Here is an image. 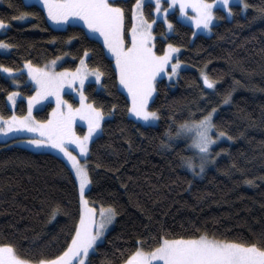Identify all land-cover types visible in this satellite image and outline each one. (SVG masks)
I'll list each match as a JSON object with an SVG mask.
<instances>
[{
	"label": "trees",
	"instance_id": "1",
	"mask_svg": "<svg viewBox=\"0 0 264 264\" xmlns=\"http://www.w3.org/2000/svg\"><path fill=\"white\" fill-rule=\"evenodd\" d=\"M134 1L117 0L125 8L126 30ZM247 2V9L231 5L229 16L216 9L209 35L194 33L175 13L168 16L170 33L156 22L155 50L161 54L169 43L176 45L177 58L186 67L175 81L157 80L150 103L160 116L157 124L144 125L129 115L130 100L98 38L79 24L52 27L35 3L0 0V19L6 21L0 40L13 45L0 50V64L19 70L25 60L40 66L66 56L58 68L74 69L87 49V66L104 73L101 87L93 82L84 87L86 99L107 115L86 157V195L96 209L112 206L118 214L92 256L93 264H122V252L140 240L149 250L155 237L165 233L169 238L207 233L249 242L264 235V0ZM151 8L144 4L148 20ZM21 12L32 15L16 19ZM201 70L214 81L212 88L203 83ZM28 87L24 93L31 92ZM12 90L0 73V114L5 117L12 114L6 104ZM229 93L230 100L223 103ZM49 107L35 110V118L47 119ZM213 108V134L227 135L217 145L213 164L196 178L181 161L192 155L187 140L177 139L171 148L162 147L161 140L169 128L175 131L184 120L200 119ZM25 109L24 99H18L15 113ZM10 139H0V243L13 244L26 257L55 254L78 220L77 182L56 154L7 146Z\"/></svg>",
	"mask_w": 264,
	"mask_h": 264
},
{
	"label": "snow or ice",
	"instance_id": "2",
	"mask_svg": "<svg viewBox=\"0 0 264 264\" xmlns=\"http://www.w3.org/2000/svg\"><path fill=\"white\" fill-rule=\"evenodd\" d=\"M41 3L48 18L57 25L78 18L89 32L99 33L114 60L118 86H123L130 97L128 111L143 121L159 119V111L152 109L157 80L164 75L169 78L177 76L182 62L173 56V53L179 52V48L174 44L169 43L163 54H158L155 50V20L145 17L144 0H135L132 5V24L127 30L125 8L117 0H41ZM154 3L155 13L163 15L169 29L172 28V22L167 20V13L169 9L177 6L184 17H188L187 9L191 8L195 13L191 19L197 28L202 26L209 31L215 17V4H222L229 15L233 11L230 0H154ZM164 3H167V7L163 6ZM242 3L245 9L250 6L247 0H242ZM260 11L264 12V9ZM28 15L32 13L21 12L16 19L22 20ZM5 27L6 21L0 19V29ZM126 32L130 33L128 41L125 39ZM12 47V44L0 40V49ZM88 55V50L85 49L75 71L65 68L57 72L49 70L47 65L40 67L31 60H25L27 74L35 85V93L27 97V113L23 116L13 113L8 117L0 114V133L6 134L13 130L38 133V138L31 139L29 143L37 147L51 146L63 153L71 164L75 180L78 181L81 208L78 220L69 229L64 243L55 254L26 257L20 254L13 244L0 243V264H93L92 256L106 239L105 233L118 214L114 207L108 206L102 207L97 217L86 195V186L90 184L87 161L85 159L82 164L81 158L69 150V145L75 144L80 153H88L89 141L93 134H99L98 130L102 131L101 122L105 118L103 108L95 106L94 103H87L83 91L89 75H93L97 83L104 75L99 68H88L85 59ZM57 59L59 57L49 63L54 66ZM0 70L7 73L14 84H20V80L14 78L18 69L0 64ZM200 75L205 85L209 88L214 86V81L209 79L206 71L201 70ZM76 81H79L80 91L78 107L69 104L61 96L64 85L73 86ZM18 95L20 93L17 91L9 92L8 100L15 104ZM49 96L56 98L57 106L52 109V114L47 120H37L32 115L33 107ZM230 98L231 93L225 97L223 103H227ZM115 107L113 105V108ZM215 111L213 108L200 119H186L175 127V131L169 128L164 133L167 139L161 140V145L165 148H171L177 139L190 140L188 147L192 150V155L182 156L181 161L197 175L202 173L212 160V145L220 137L227 135L225 132H219L217 136H213V130L216 128L213 122ZM77 116L87 122L88 131L82 136L77 135L73 127ZM197 167L199 173L196 172ZM145 243L140 240L133 249L122 252V264H264V235L258 237L256 242H249L218 239L207 233L169 238L165 233L155 237V246L149 250L145 249Z\"/></svg>",
	"mask_w": 264,
	"mask_h": 264
},
{
	"label": "rangeland",
	"instance_id": "3",
	"mask_svg": "<svg viewBox=\"0 0 264 264\" xmlns=\"http://www.w3.org/2000/svg\"><path fill=\"white\" fill-rule=\"evenodd\" d=\"M24 1L27 2V3H35V4L39 5L40 7L43 8V10L45 11L46 16H47L46 9H44L43 4L41 3V0H24ZM210 2H211V0H210ZM145 3H151V4H152V8H151V10H152V19H150V20H155V23L153 24V32H154V27H155L156 22L161 21V22L165 25L167 33H170L171 30H172V28H171V29L168 28L167 23L164 21L163 15H159V14L155 13V11H154V8H155L154 0H144L143 7H144V4H145ZM133 4H135V1H134ZM231 5H241V6L243 7L242 0H230V6H231ZM163 6H164V7H167V3H164ZM216 9H221V10H223V11L226 13V15L229 16V14L227 13L226 9L224 8V6H223L222 4H220V3L215 4V5H214V8H213V11L215 12ZM243 9H244V7H243ZM187 12H188V17H184V16L180 13L178 6L175 7V8L169 9V11H168V13H167V20H169V18H168L169 14H171V13H175L176 16L179 18V20H180L181 22H183L184 24H187V25L191 26V27L194 29V33H200V34H204V35H209L211 31H209V30H207V29H204L202 26H201L200 28H197V26L195 25V22L191 19V17L195 14L194 11H193L191 8H189V9H187ZM47 19H48V22L50 23V25H51L52 27H54V28H64V27L67 26L68 24H79V25H82L84 28H86V27L83 25L82 21H80L78 18H72V19H70L68 22H65V23H63V24H61V25H57L55 22L51 21V19L48 18V16H47ZM216 22H217V16H216V14H215V17H214V19H213L212 25H213L214 23H216ZM212 25H211V30H212ZM5 29H6V27L3 28V29H0V33H3ZM86 29H87V28H86ZM88 32H89V30H88ZM89 33H90L93 37L98 38V39L103 43V38L99 35V33H91V32H89ZM154 35H155V33H154ZM128 38L130 39V33H128ZM104 46H105V45H104ZM105 48H106V46H105ZM166 49H167V46L164 48V50H166ZM0 50H1V51H4V52L6 51V49H0ZM106 51H107V53L111 56V54L108 52L107 48H106ZM161 54H163V53H161ZM178 54H179V52H178V53H173V56L177 58ZM65 57H66V56H60L59 59L56 60V64H55L54 66L51 65V64L49 63V62H50V61H49V62L46 63L45 65H40V67H45V66L47 65L48 68H49V70H54V71H57V72L62 71V70L65 69V68H58L57 65H58V63H60V61H62ZM54 59H56V58H54ZM85 59H86V58H85ZM111 59L113 60V58H111ZM51 61H52V60H51ZM113 62H114V60H113ZM173 62H174V60H173ZM79 64H80V59H79L77 65H76V67H75L74 69H69V70H70V71H75L76 68L79 66ZM184 67H186V64L181 63V68H180V70L183 69ZM88 68H89V69H95V68H90V67H88ZM179 72H180V71H179ZM0 73H1L6 79L9 80L11 86L13 87V90H12V91H17V92L20 93V95H18V96L16 97L15 104H13L11 101L8 100V95H7V96H6V104H7V106L12 110V114H13V113H15V108H16V105H17V101H18V99H24L25 107H26L25 112H23V114H21V115H18V114H16V113H15V114L18 115V116H23V115H25V114L27 113V110H28V108H27V105H28L27 97H28L29 95H33V94L35 93V85H34V82L31 81L30 77L28 76V74H27V73H28V70H27V68L25 67V64L23 65V67H22L21 69H19V71H17V72L15 73V77H14V78L20 80V84H19V85L14 84L13 79H12V78H9L7 73H4L2 70H0ZM178 74H179V73H178ZM177 77H178V75H177V76H173V77H171V78L167 77V75H164V76H162V77H160V78H165V79L168 80V81H175V80L177 79ZM160 78H158V79H160ZM101 81H102V77H101ZM101 81H100L99 83H97L95 77H94L93 75H89V76L87 77V79L85 80L84 87H85V85H86L87 83H89V82H93V83H95V84L97 85V87H101ZM118 85H119V81H118ZM28 86H30L31 89H30ZM205 86H207V85H205ZM27 87L31 90V92L24 93L23 90H24V88H27ZM207 87H208V86H207ZM119 88H120V90H121L122 92H124V93L126 94V96L128 97V99L130 100V97L128 96L127 90L124 89L123 86H119ZM12 91H11V92H12ZM83 91H84V89H83ZM84 94H85V93H84ZM154 95H155V93H154ZM61 96H62L63 99H64L65 101H67L69 104H72L74 107H78V106L80 105L79 81H76L75 84H74L73 86H69V85L65 84L64 87H63V89L61 90ZM85 97H86V96H85ZM72 99H73L75 102H73ZM86 102H87V103H91V102H89L87 99H86ZM130 103H131V101H130ZM47 104H50V107H49V109H48V118H49V117L51 116V114H52V109L55 108V107L57 106V105H56V98H55L54 96H49V97H47L46 99L41 100L39 103L35 104V106L33 107L32 115L34 116V111H35V110H39V109L43 108L44 106H46ZM12 114H11V115H12ZM11 115H9V116H11ZM129 115H130L134 120H136V121H138V122H140V123H142V124H144V125H154V124H157V121H158V120L143 121V120H140V119L136 118V117H135L133 114H131L130 112H129ZM34 117H35V116H34ZM105 117H107V115H105ZM48 118H47V119H48ZM36 119H37V120H40L38 117H37ZM47 119L45 118L44 120H47ZM101 126H102V122H101ZM73 127H74V130H75L76 134L79 135V136L84 135V134L88 131L87 122L84 121V120H82V119H80L79 116L76 117V119H75V121H74V125H73ZM78 127L82 128V129H79L81 132H78ZM100 132H101V131L98 130V133H99V134H100ZM99 134H98V135H99ZM38 135H39L38 133H30V132H27V130H19V131H17V130H13L12 132H9V133H6V134H4V133H0V139L2 138V140L5 141V140H7L8 138H9V139L11 138V139L6 143L7 146H10V145H18V146L26 147V148L31 149V150H36V151H48V152H52V153L56 154V155L59 156V157H60V158L66 163V165L71 169V171H72V173H73V175H74V177H75V174H74V171H73L72 168H71V164H70V162L67 160V158L63 155L62 152H60L59 150H57V149H55V148H52L51 146L37 147V146H35V145L29 143V141H30L31 139H33V138H38ZM98 135H97V134H93V138L89 141V146H90L91 141H92L96 136H98ZM2 136H3V137H2ZM213 136H217V135H214V134H213ZM225 139H226V137H225V136H222V137H220V138L216 141V143H215L214 145H212V150H211L212 160H211V161L207 164V166L205 167V171L208 169V167H210V164H213V161H214L213 159L215 158V155H216L215 153H216L217 151H219L218 148H217V145H218L220 142L224 141ZM189 143H190V140H187V142H186V147H187V149H188V151H189V153H190V152H192V150H190L189 147H188V144H189ZM69 150H70V151H73V154H74V155H77L78 158H81V159H80V162H81L82 164L85 162V159H86L88 153H80L79 148H78L75 144H70V145H69ZM198 163H199V162L197 161V164H198ZM197 173H199V168H198V167H197ZM203 173H204V172L199 173L198 175L195 174L194 176H195L196 178H200V177L202 176ZM76 182H77V187H78V181H76ZM89 186H90V184H89L88 186H86V191L89 189ZM78 200H79V195H78ZM79 205H80V204H79ZM90 206L95 210V212H96V214H97V217H98V216H99V211H100L101 208H100V209H96V208L93 207L91 204H90ZM106 208H107V207H106ZM80 210H81V208H80ZM112 224H113V223H112ZM112 224L109 225V229L111 228ZM109 229H108V230H109ZM108 230H107V231H108ZM107 231H106V232H107Z\"/></svg>",
	"mask_w": 264,
	"mask_h": 264
}]
</instances>
